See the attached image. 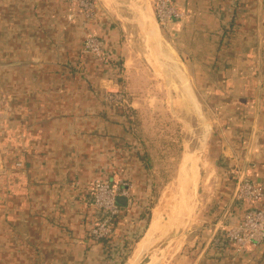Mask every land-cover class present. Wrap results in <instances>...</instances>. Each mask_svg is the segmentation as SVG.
Returning a JSON list of instances; mask_svg holds the SVG:
<instances>
[{"label":"crops","instance_id":"obj_1","mask_svg":"<svg viewBox=\"0 0 264 264\" xmlns=\"http://www.w3.org/2000/svg\"><path fill=\"white\" fill-rule=\"evenodd\" d=\"M173 3L181 17L162 29L170 35L163 51L212 131L192 219L163 257L168 264H264V246L239 253L217 245L221 229L243 219L238 179L264 187V0ZM123 20L115 0H97L93 18L75 0H0V264L126 263L143 234L137 254L172 227L174 220L147 237L159 204L148 223L154 161L141 132L169 110L197 141L181 154L177 188L162 191L180 199L183 155L200 149L207 129L171 61L158 60L140 28ZM92 35L104 41L111 71L84 53ZM117 91L126 93L125 105L106 100ZM186 175L191 191L190 167ZM105 180L130 184L132 202L120 205L111 236L94 242L100 213L92 188Z\"/></svg>","mask_w":264,"mask_h":264},{"label":"built area","instance_id":"obj_2","mask_svg":"<svg viewBox=\"0 0 264 264\" xmlns=\"http://www.w3.org/2000/svg\"><path fill=\"white\" fill-rule=\"evenodd\" d=\"M97 0H75V3L83 10L84 15L93 18ZM154 10L162 29H167L170 22L179 19L181 15L177 11L173 0H155ZM84 53L91 55L104 63L111 71L113 61L105 53L104 41L97 36H88L85 40ZM125 94L121 91L107 94V101L113 104L124 105ZM132 188L128 183L113 184L110 181H97L92 188L94 208L100 213V218L90 232L94 242H101L112 234V222L121 214L119 198H125L127 203L132 202ZM235 198L243 203L245 212L242 222L228 224L221 229L222 243L234 245L236 251L247 252L251 247L264 246V187L256 185L246 177L239 178ZM226 243V244H223Z\"/></svg>","mask_w":264,"mask_h":264},{"label":"rangeland","instance_id":"obj_3","mask_svg":"<svg viewBox=\"0 0 264 264\" xmlns=\"http://www.w3.org/2000/svg\"><path fill=\"white\" fill-rule=\"evenodd\" d=\"M154 1L155 0H150L153 8H154ZM115 6L117 8H120V14L124 16V18H126V20H123L125 23L130 24L135 29L138 27L140 28L142 32L141 38L144 40V44L147 43L148 40L149 49H151L152 53L155 54L156 49L154 47L153 41L150 39L149 35H147L148 32L147 29L151 26V23L150 20L148 19L149 12L146 1L145 0H120V1L115 0ZM169 37H170L169 33L168 32L165 33L161 29V42H164V38H166V41L168 42ZM131 38H134V35ZM146 55L148 56L147 57L148 60L153 64L152 66L154 67L156 63L152 62V60H154L155 55L152 56L151 54L148 53ZM155 69L156 71H158L159 69V71H161L160 75L164 77L163 71L158 67V64H157V68ZM168 76H170L169 73ZM124 94H125L124 102L126 103L127 95L126 93ZM169 103L170 100L168 99V108H169ZM195 117L196 116H193L192 118L194 123L193 126L194 129L197 121ZM162 118L154 117L152 120L154 125L150 126V128H147V130H143V132H141L143 136L145 135L144 137L146 138V142L148 143V144L146 143L147 144L146 148L148 149V153L152 155L151 160L154 161V163L151 165L153 169L152 184L150 187L151 196L149 202V207H150L149 211L151 212V216L153 215L154 212L153 210L157 207V205L161 202L163 198L162 197L163 189L167 186L173 187L174 189L177 188L176 180L174 178L176 176V171L178 167L177 165L179 163L184 148L188 146L187 150L193 151L197 148L198 145L197 141L195 140L193 141L191 139V136H189L190 132L189 134H186L185 133L186 130H184L185 128L182 127L180 122L177 121L176 119H173L169 115V110H168V115L163 119ZM206 170H208L206 172L207 175L214 173V169L212 165L207 166ZM212 181L209 184L210 187L212 185ZM171 194H170L171 199L169 202L170 204L168 205H170V207L173 208L174 211H176L179 208V206H177V202L179 203V197L177 195L178 193L172 191ZM174 211L171 210L168 216L163 217L160 226L158 227H154L153 225L152 227L150 226L151 227L150 232L148 231L147 237L152 236L155 233L159 234L165 228H166L165 230L169 229L170 227L168 228V224L171 223L170 222L171 220H175ZM144 236L146 235L143 234L140 243L144 240L145 238ZM139 244L137 245V247L136 245L133 246V252L131 253L129 259H127L126 263L124 262L125 264H129L130 261H132L133 256L136 255ZM164 257H162L155 264H168V255L166 256V258Z\"/></svg>","mask_w":264,"mask_h":264},{"label":"water","instance_id":"obj_4","mask_svg":"<svg viewBox=\"0 0 264 264\" xmlns=\"http://www.w3.org/2000/svg\"><path fill=\"white\" fill-rule=\"evenodd\" d=\"M148 8V19L150 20L151 26L147 29V33L150 39L153 41L154 47L156 49V56L158 60L161 58L171 61L174 65V71L178 78L180 85L183 87L186 95L188 96L190 102L192 103L197 115L201 119V121L205 124L207 132L204 135V139L201 140L200 149L193 154H184L182 161L179 167V173L177 177V182L180 189V199H179V211L175 216L174 223L172 227L159 238L147 251H145L142 255L136 258V255L132 258V264H155L159 261L168 249L172 246V244L181 237L186 231L194 213L195 209V200L197 198V186L199 182V170L198 164L200 159L204 154L207 153L209 148V139L211 134V128L208 124L206 118L204 117L198 101L193 93V90L190 84L185 79L181 69L176 64L174 60L168 57L162 47L161 42V26L157 20L155 10L152 7L150 0H145ZM152 30V31H151ZM190 167L191 171V185L192 189L190 191L189 188V180L186 175V170ZM118 203L121 206L127 205V200L125 198H119ZM134 261V262H133Z\"/></svg>","mask_w":264,"mask_h":264},{"label":"bare ground","instance_id":"obj_5","mask_svg":"<svg viewBox=\"0 0 264 264\" xmlns=\"http://www.w3.org/2000/svg\"><path fill=\"white\" fill-rule=\"evenodd\" d=\"M170 195L168 197L164 196L163 195V198L161 200V202L159 203L158 207L156 208V210H154V222H153V226L154 227H158L161 225V222L163 220V217L164 216H167L168 215V212H169V208H170ZM165 235V234H164ZM163 236V235H162ZM161 236V237H162ZM159 237V238H161ZM159 238L155 239V240H152L151 242H149V246L147 247V249H149ZM147 249L145 251H147ZM145 251L137 254L136 258L139 257L140 255H142ZM134 262V261H133ZM130 264H132V262H130Z\"/></svg>","mask_w":264,"mask_h":264},{"label":"trees","instance_id":"obj_6","mask_svg":"<svg viewBox=\"0 0 264 264\" xmlns=\"http://www.w3.org/2000/svg\"><path fill=\"white\" fill-rule=\"evenodd\" d=\"M145 217H146V219H147V222L149 223L150 218H151V212L148 211V212L145 214ZM121 264H123V262H122Z\"/></svg>","mask_w":264,"mask_h":264}]
</instances>
